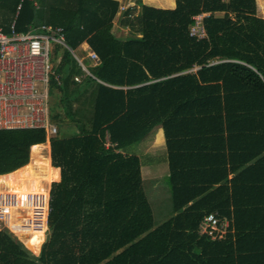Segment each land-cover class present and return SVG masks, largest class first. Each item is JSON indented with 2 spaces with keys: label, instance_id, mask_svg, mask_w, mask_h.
<instances>
[{
  "label": "trees",
  "instance_id": "16d2710c",
  "mask_svg": "<svg viewBox=\"0 0 264 264\" xmlns=\"http://www.w3.org/2000/svg\"><path fill=\"white\" fill-rule=\"evenodd\" d=\"M258 4L264 10V0H176L174 10H159L135 0L121 14L119 25L129 30L121 38L114 33L118 0H0L5 33L14 22L18 32L63 27L72 50L86 43L100 58L90 70L94 80L82 75L68 49H54V61L60 51L62 58L53 70L50 96L57 92L60 100L51 119L73 124L77 133L50 139L53 167L49 158H38L44 131H0V196L9 194L18 205L27 196L40 203L37 219L34 209L20 217L39 228H11L31 236L35 253L46 217L48 228L37 256L9 230L0 231V264H264V19ZM202 15L208 16L206 37L191 38L194 18ZM158 127L172 214L154 227L141 160L130 151ZM29 159L42 164L43 178L28 188L10 185L11 174L30 177ZM210 214L231 222L225 240L200 234Z\"/></svg>",
  "mask_w": 264,
  "mask_h": 264
},
{
  "label": "built area",
  "instance_id": "2783aa9c",
  "mask_svg": "<svg viewBox=\"0 0 264 264\" xmlns=\"http://www.w3.org/2000/svg\"><path fill=\"white\" fill-rule=\"evenodd\" d=\"M121 10L125 11L124 8ZM207 17L202 15L194 18L191 38L206 37L202 20ZM55 45L68 49L78 61L83 76L96 80L90 70L100 63L99 56L89 46L85 58L81 59L77 50L67 45L63 27L31 25L26 32H18L14 22L9 33L0 28V131H44L48 142L58 135L59 129L51 119L50 105L51 82L55 76L52 63ZM81 79L77 77L75 82L80 84ZM55 80L60 84L59 78ZM110 146L108 143L107 147ZM39 205L37 197L27 196L18 205L16 198L3 195L0 196V218L5 219L11 227L6 209L18 207L17 210L24 212V215L32 213L34 209L37 219L40 215ZM24 222L25 230H29L32 225L39 228L38 222ZM230 225L229 220H223L218 214H210L204 217L200 234L214 241H222L228 237Z\"/></svg>",
  "mask_w": 264,
  "mask_h": 264
},
{
  "label": "rangeland",
  "instance_id": "374dc122",
  "mask_svg": "<svg viewBox=\"0 0 264 264\" xmlns=\"http://www.w3.org/2000/svg\"><path fill=\"white\" fill-rule=\"evenodd\" d=\"M125 6V8L129 7H135V0H131L128 2ZM131 3V4H130ZM175 7V2H174ZM259 7V4H258ZM136 15L140 12L139 8H136ZM124 11L121 10V13ZM259 16L264 19V10L259 7L258 9ZM222 15H219L221 17ZM124 32L118 31V27H116L117 35L120 37H126L129 35V30L127 28H124ZM120 30V28H119ZM59 47L55 45V48ZM79 49L77 50L78 53ZM62 58V51H60L58 59L54 61V58L52 60L53 67L54 65H57L59 63V60ZM82 74V73H80ZM83 75V74H82ZM60 95L56 92L54 97H51L50 105L51 107L54 106V109H56L57 102L60 100ZM59 129V137L62 139L70 138L74 136L77 131L76 127L71 124H64L63 126L58 125ZM46 142H44L43 145L40 147L42 154L40 153L38 158H49V152L47 151L46 147H48V138L47 135H45ZM45 145V146H44ZM34 147V146H32ZM136 151L135 154L139 155L141 158V165H142V171H143V188L145 192V196L149 202L152 216H153V223L154 227L159 226L164 221H166L170 215L172 214V201H171V194H170V188L168 185V170L167 166H165V145H164V137L161 127H158L154 130V132L147 137L143 142L135 146L134 148ZM32 151V148H31ZM33 158V157H32ZM163 159V160H162ZM30 162V159H29ZM33 160H31L30 164L33 165V169L31 170V174L29 175L28 179L24 177L23 175L17 176L15 173L11 174L10 176V185L12 182H17L18 185L24 186L25 188H28L30 186V182L32 179L39 177L43 178V168L42 164H33ZM50 166L52 164L50 163ZM16 175V176H15ZM60 175V174H59ZM45 191L48 190V185L44 184ZM51 189V188H50ZM3 192L6 193V191L3 190ZM9 195V194H8ZM49 211V202H48V209H47V215ZM11 219L8 223H10V226L15 227L17 225L24 226L25 222L20 219V217L24 216V212L20 210H14L11 213ZM19 217V218H18ZM47 218V217H46ZM47 221V219H46ZM45 221V229H44V235H43V242L45 241L48 228ZM11 227L6 223L5 219L2 217L0 218V231L3 229L9 230L11 234H13L15 237H17L20 241L24 242L25 244L31 240V236L29 238H22L19 237L13 230H11ZM13 231V232H12ZM24 237V236H23ZM42 242V243H43ZM42 243H40V247L37 253L35 255L37 256L40 252V248Z\"/></svg>",
  "mask_w": 264,
  "mask_h": 264
},
{
  "label": "crops",
  "instance_id": "0c3cea01",
  "mask_svg": "<svg viewBox=\"0 0 264 264\" xmlns=\"http://www.w3.org/2000/svg\"><path fill=\"white\" fill-rule=\"evenodd\" d=\"M121 4V8H125V6L127 4H129L128 2L131 1V0H118ZM133 1V0H132ZM174 2H175V7H176V0H142V3L143 5L147 6V7H151V8H154V9H159V10H174L175 7H174ZM131 4V3H130ZM121 14L122 13H119L118 16L116 17L115 21H114V25H115V31L114 33L117 35V31H116V27H118V31H121V32H124V28L121 27L119 25V20H120V17H121ZM120 28V30H119ZM118 36V35H117ZM120 37V36H118ZM122 38V37H121ZM124 38V37H123ZM87 47H89V45H87L86 43H84L80 48H79V51H78V55L81 59H84L85 56H86V49ZM48 152H49V161L51 163V156H50V143H48ZM135 147H133L131 149V153L134 154V155H137L135 154L136 151H134ZM139 158L140 156L137 155ZM141 160V158H140ZM163 160V159H162ZM165 166H167V170H168V164H167V153H166V148H165ZM56 169V168H54ZM59 169V168H57ZM141 171H142V168H141ZM142 177H143V171H142ZM60 180V178H59ZM49 194H50V188H49Z\"/></svg>",
  "mask_w": 264,
  "mask_h": 264
},
{
  "label": "water",
  "instance_id": "95a60500",
  "mask_svg": "<svg viewBox=\"0 0 264 264\" xmlns=\"http://www.w3.org/2000/svg\"><path fill=\"white\" fill-rule=\"evenodd\" d=\"M43 244V243H42ZM26 247L33 253V254H35V252L30 248V246H29V243L27 242L26 243Z\"/></svg>",
  "mask_w": 264,
  "mask_h": 264
},
{
  "label": "bare ground",
  "instance_id": "6f19581e",
  "mask_svg": "<svg viewBox=\"0 0 264 264\" xmlns=\"http://www.w3.org/2000/svg\"><path fill=\"white\" fill-rule=\"evenodd\" d=\"M22 238H29V235H28V236H24V237H22Z\"/></svg>",
  "mask_w": 264,
  "mask_h": 264
}]
</instances>
